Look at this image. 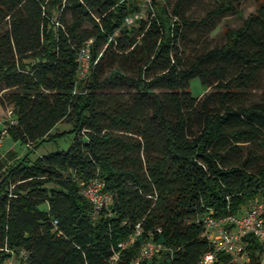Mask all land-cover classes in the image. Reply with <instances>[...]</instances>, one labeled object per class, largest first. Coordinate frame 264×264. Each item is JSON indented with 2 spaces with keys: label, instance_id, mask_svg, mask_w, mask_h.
<instances>
[{
  "label": "trees",
  "instance_id": "trees-1",
  "mask_svg": "<svg viewBox=\"0 0 264 264\" xmlns=\"http://www.w3.org/2000/svg\"><path fill=\"white\" fill-rule=\"evenodd\" d=\"M189 1L0 0V110L16 118L7 136L37 145L64 121L74 135L35 160L0 156V264H201L205 214L264 204V98L237 104L264 67V2L184 65ZM213 1L206 17L241 15L242 0ZM141 10L147 19L124 23ZM88 41L90 71L77 80ZM193 78L213 85L200 101ZM93 180L110 195L98 212L81 193ZM243 241L248 262L218 253L214 264H260L261 244ZM147 243L157 251L139 259Z\"/></svg>",
  "mask_w": 264,
  "mask_h": 264
},
{
  "label": "rangeland",
  "instance_id": "rangeland-1",
  "mask_svg": "<svg viewBox=\"0 0 264 264\" xmlns=\"http://www.w3.org/2000/svg\"><path fill=\"white\" fill-rule=\"evenodd\" d=\"M264 0H242L239 11L240 16L235 14H225L224 16H212L210 18L206 15L217 7V3L213 0H190L181 10V16L189 21L195 22L196 25L183 28V38L178 43V50L184 65L192 62L197 55L204 54L208 50L215 47H221L226 37L225 29H237L242 26V22L250 14L254 13L260 3ZM146 10L142 11V19H147ZM202 19L206 20L205 26H200ZM233 72V70L231 71ZM213 87H204L201 85L198 78H193L189 82V91L191 96L196 100H201ZM124 97H128L131 91L121 90ZM264 98V67H262L255 78V82L251 84L246 90L240 91L237 99V104L248 106L258 103ZM128 99V98H127ZM214 108H219L217 102L212 104ZM5 110H0V118H4ZM72 128L69 122H60L50 130V136L45 137L43 141L36 145L29 144L28 146L13 141L10 136H6L0 145V156L5 158L7 152H13L16 156H23L28 153L31 160L38 157H43L51 153L66 151L74 139L73 133L70 132ZM199 129V120L193 123L191 127L192 133H197ZM44 209V206L42 207ZM3 264H20L19 260L11 258Z\"/></svg>",
  "mask_w": 264,
  "mask_h": 264
},
{
  "label": "built area",
  "instance_id": "built-area-1",
  "mask_svg": "<svg viewBox=\"0 0 264 264\" xmlns=\"http://www.w3.org/2000/svg\"><path fill=\"white\" fill-rule=\"evenodd\" d=\"M142 10L151 9L150 0H139ZM142 10L128 15L124 23L131 25L142 18ZM85 43L78 51L77 80L85 79L91 67L89 44ZM16 123L12 108L5 111L4 118L0 119V145L7 136L8 129ZM82 195L91 203L93 209L98 212L106 208L110 203V195L103 191V183L99 180L84 185ZM56 223V222H55ZM205 229V237L210 249L203 255L201 264H214L217 254L223 253L231 256L233 262H248V254L245 250L246 242L243 238L246 235H253L262 246L260 264H264V204L259 201L251 202L248 207L239 215H224L215 217L209 211L200 221ZM129 242L120 244L124 248ZM157 248L152 243H147L140 249L139 259L151 258Z\"/></svg>",
  "mask_w": 264,
  "mask_h": 264
}]
</instances>
